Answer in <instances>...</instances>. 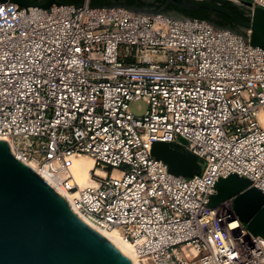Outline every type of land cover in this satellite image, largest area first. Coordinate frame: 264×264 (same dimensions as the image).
<instances>
[{"label":"built area","instance_id":"2783aa9c","mask_svg":"<svg viewBox=\"0 0 264 264\" xmlns=\"http://www.w3.org/2000/svg\"><path fill=\"white\" fill-rule=\"evenodd\" d=\"M90 2L0 5V140L41 171L63 163L54 188L92 227L123 234L143 264H264V238L219 210L233 199L211 206L233 175L264 195V50L204 20ZM181 140L200 175L175 176L152 156L154 143ZM74 154L94 159V186L66 169Z\"/></svg>","mask_w":264,"mask_h":264},{"label":"water","instance_id":"95a60500","mask_svg":"<svg viewBox=\"0 0 264 264\" xmlns=\"http://www.w3.org/2000/svg\"><path fill=\"white\" fill-rule=\"evenodd\" d=\"M155 8L130 9L135 13L176 16L168 13L173 5L186 11L207 10L229 17L240 28L248 29L249 40L264 50V9H252L250 1L242 5L252 10L243 20L219 3L205 0H164ZM50 11L62 6L59 0H0L1 4ZM157 142L151 154L164 162L175 176L192 178L202 173V162L182 145ZM251 183L238 176L220 179L215 186L211 206L233 199L241 222L255 236L264 238V195L248 189ZM0 264H138L99 230L80 218L69 201L38 171L18 159L11 145L0 140Z\"/></svg>","mask_w":264,"mask_h":264},{"label":"bare ground","instance_id":"6f19581e","mask_svg":"<svg viewBox=\"0 0 264 264\" xmlns=\"http://www.w3.org/2000/svg\"><path fill=\"white\" fill-rule=\"evenodd\" d=\"M28 165H30L33 169L38 171L41 175H43L49 183L57 188L59 191L61 189V185L59 184L60 180H64L67 176L66 173L61 174V177H52L50 171L56 170L63 166V163L58 162L54 163L53 165L48 166L46 171L39 170L35 163L28 162ZM66 169L70 171L71 174H73L75 181L79 185L81 189L94 186L96 184V181L92 177V171L96 169V163L93 158H91L89 155L86 154H74L67 158L65 162ZM98 174L101 176H105L102 171H98ZM65 197L72 198L74 195H71L69 193H66ZM101 232V231H100ZM103 233L107 238H109L113 243H115L118 247H120L122 250H124L126 253H128L138 264L141 263V260L137 254V250L134 247L132 243H130L123 234H121L119 231L115 230L110 233L101 232Z\"/></svg>","mask_w":264,"mask_h":264},{"label":"trees","instance_id":"16d2710c","mask_svg":"<svg viewBox=\"0 0 264 264\" xmlns=\"http://www.w3.org/2000/svg\"><path fill=\"white\" fill-rule=\"evenodd\" d=\"M36 3H43L45 0H32ZM60 3L62 5H69V6H82L85 3V0H59ZM159 2V6L155 7L156 10H159V8L161 7V5H163L165 3L164 0H158ZM216 0L215 3H218ZM225 2V1H222ZM132 3L131 2H127L126 5L124 7L129 8L128 6H130ZM90 5L94 8H112V7H121V5L119 6V3H116L114 0H91ZM223 5L225 8L229 9L232 13H234L235 15H237L238 17H240L243 20H248V16H246V14L241 11V9L235 5L234 3H231L226 1L225 3L221 4ZM144 5H139V7H142ZM169 11H176L178 14L187 17V18H193V19H199V20H204L207 21L209 23H211L212 25H214L216 28L218 29H225V30H231L233 32H236L240 35V32L237 31L238 26L234 23L233 20H231L229 17L224 16V15H218L219 20H215L213 18L210 17V14L212 12H209L207 10H198V11H186V10H182L179 9L173 5H170L167 8V12ZM245 12H248L247 10Z\"/></svg>","mask_w":264,"mask_h":264},{"label":"rangeland","instance_id":"374dc122","mask_svg":"<svg viewBox=\"0 0 264 264\" xmlns=\"http://www.w3.org/2000/svg\"><path fill=\"white\" fill-rule=\"evenodd\" d=\"M114 1L116 3H119V6L121 5L122 8H126V7H124L126 5V3L127 2H131L132 4L130 6H128L130 9H134L135 6H139V5H144L141 8H155V7H158L160 5L158 3L159 2L158 0H114ZM205 1H209L211 3H215L216 2V0H205ZM222 1H225V2L228 1V2H230L229 0H219L217 2L219 4L225 3V2H222ZM231 3H234L235 5H237L241 9V11H243L246 14V16H248V20H249L250 13H251L250 10L248 12H245L246 9L243 7L242 4H238V3H235V2H231ZM210 17L213 18V19H215V20H219L218 14L211 13L210 14ZM237 31L240 32L243 35H246V34L249 33L248 32L249 31L248 29H244V28H241V27L240 28L238 27L237 28ZM145 109H146V103L143 102V101H138V102L132 104V106H131V110H132L133 114H135L137 116L142 115L144 113ZM35 166L38 168V166H37L36 163H35ZM202 166H204L203 163H202ZM219 210L222 213H225V212H227V213H236L234 200H231V202H228L226 204L220 205L219 206Z\"/></svg>","mask_w":264,"mask_h":264},{"label":"flooded vegetation","instance_id":"af4514ba","mask_svg":"<svg viewBox=\"0 0 264 264\" xmlns=\"http://www.w3.org/2000/svg\"><path fill=\"white\" fill-rule=\"evenodd\" d=\"M134 9H147V8H141V7H139V6H135ZM168 13H173V11H169ZM176 15H178V14H176Z\"/></svg>","mask_w":264,"mask_h":264}]
</instances>
